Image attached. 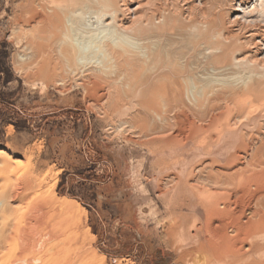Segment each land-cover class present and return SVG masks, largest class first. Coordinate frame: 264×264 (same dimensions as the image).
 <instances>
[{"label":"rangeland","instance_id":"1","mask_svg":"<svg viewBox=\"0 0 264 264\" xmlns=\"http://www.w3.org/2000/svg\"><path fill=\"white\" fill-rule=\"evenodd\" d=\"M260 1L253 0L249 10H263ZM67 5L0 0V202L3 208L5 202L13 205L12 211L0 208V222L5 215L0 264H205L202 254L189 253L199 244L193 229L214 218V203L239 200L264 210V200L253 202L264 197V98L186 102V111L171 119L185 124L189 118L191 126L162 131L144 112L131 77L117 86L104 81L99 89L93 81L64 74L59 86L56 75L41 71L49 59L53 68L60 62L33 16L64 20ZM212 11L210 18L218 22L220 14H232L227 7ZM255 16L252 20L263 22ZM203 58L194 62L205 63ZM233 72L251 76L245 85L240 78L230 82L233 89L229 83L208 90L226 94L261 85L264 92V66ZM101 90L117 95L118 104L101 97ZM216 114L224 116L211 121ZM54 197L70 207L74 224L47 214L46 198ZM37 204L58 240L41 226L29 234L31 223L35 226L30 210ZM263 233L249 238L250 247L259 249L241 264H264Z\"/></svg>","mask_w":264,"mask_h":264},{"label":"bare ground","instance_id":"2","mask_svg":"<svg viewBox=\"0 0 264 264\" xmlns=\"http://www.w3.org/2000/svg\"><path fill=\"white\" fill-rule=\"evenodd\" d=\"M131 1L134 0H57L70 6L64 20L55 22L53 18L56 15L43 18H36L34 15L33 23L38 24V27L43 25L44 39L56 46L60 62V66L55 65L53 68L49 59L41 71L51 76L56 75L58 79L54 81L59 86H64L62 77L68 74L80 76L88 80L87 82L93 81L92 84L99 89L102 88L100 83L104 81L117 86L131 77L134 83L129 85L132 84L136 88L134 92L142 100L144 112L164 131L169 128L173 131L179 125L188 128L191 126L193 122L189 118H186L185 124H181V119L178 120L180 123L171 119L172 114L186 111V102L199 103L204 100L209 103L221 101L223 98L224 102L230 104L231 101L252 97L256 100L264 98L261 85L247 89L246 92L238 89L227 91L226 94H221V90L213 88L216 84L226 87L225 85L232 81L233 85L235 82L237 84L239 78L245 85V80L250 78L251 74L241 76L233 71L244 72L264 66V58H260L264 50V9L259 10L260 13L257 6L249 10L248 5L253 0L249 3L240 0L238 6L236 0H200V3H197V0H137L136 8L130 6ZM260 6L264 7V0L260 1ZM226 7L232 13L229 17L225 13L220 14V22L210 18L213 9L223 10ZM256 14L261 15L263 22L259 21L260 18L252 20ZM198 57H205L206 62L203 60L205 63L198 65L195 63L198 60H194ZM57 70L60 72L56 74ZM125 70H130L132 74L124 75ZM210 85L213 89L208 90ZM228 86L233 89L231 83ZM100 93L101 97L110 100L113 105L118 104L119 98H116L114 93L104 90ZM177 116L175 118L178 119ZM223 116L220 114L212 117L211 121H220ZM55 197L46 198V205L49 207L47 214L49 213L52 219L63 216L74 224L77 220L70 207L59 203ZM263 200L261 195L253 202L262 205ZM69 202L80 208L75 201ZM242 203L239 200L214 203L211 206L214 218L208 219L205 225L194 227L195 231L193 229L194 234L191 236L194 240H199V244L189 255L202 254L205 264L246 263L249 255L259 249L255 248V245L250 247L249 238L264 232V210L258 212L253 205L251 207V204ZM12 207V202H5L4 208L3 202H0L2 211L7 208L12 211ZM42 207L37 204L30 210L35 226L30 222L29 234H36L37 226H41L49 231L47 234L51 240H58L59 236L53 234L45 222L47 214H44ZM221 208L225 211H220ZM4 216L0 222L1 226ZM229 229L234 236L230 234ZM0 237H3L2 229Z\"/></svg>","mask_w":264,"mask_h":264}]
</instances>
